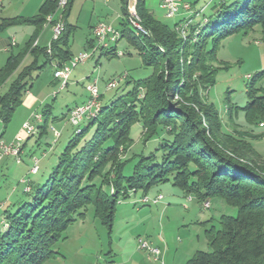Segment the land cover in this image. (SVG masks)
I'll return each mask as SVG.
<instances>
[{"label": "trees", "instance_id": "16d2710c", "mask_svg": "<svg viewBox=\"0 0 264 264\" xmlns=\"http://www.w3.org/2000/svg\"><path fill=\"white\" fill-rule=\"evenodd\" d=\"M73 1L62 13L64 29L50 43L49 53L31 41L10 52L0 66V141L31 88L32 73L70 60L73 28L66 20ZM57 2L45 1L33 18L5 20L0 30L15 24L40 29L56 11ZM135 12L146 36L123 30L119 37L136 47L145 66L152 68L151 75L109 105L101 103L100 95L98 113L83 121L87 124L82 129V123L75 128L46 180L28 181V193L22 189L25 199L13 211L2 213L0 264H45L58 256L54 246L65 240L64 232L84 217L87 207L92 206L94 219L110 232L119 199L125 200L132 191L146 194L165 183L186 196L194 195L199 203L220 198L236 209L235 217L219 218V229L205 230L209 252H195L186 264H264V160L246 141L252 136L223 131L219 113L203 95L213 86L217 72L227 68L216 63L220 39L246 36L257 26L264 36V0L219 2L205 24L188 25L184 35L178 28L186 23L167 25L155 20L144 0L135 1ZM100 51L118 57L114 47ZM26 57L31 61L21 68ZM263 74L251 79L250 102L233 108L234 114L243 112L249 125L264 122V88L253 87ZM42 119L36 127L38 136L48 129ZM135 124H141L143 143L166 138L160 163L153 164V156L140 157L126 177L124 169L134 158L122 159L121 153L125 155L133 143L130 130Z\"/></svg>", "mask_w": 264, "mask_h": 264}, {"label": "rangeland", "instance_id": "374dc122", "mask_svg": "<svg viewBox=\"0 0 264 264\" xmlns=\"http://www.w3.org/2000/svg\"><path fill=\"white\" fill-rule=\"evenodd\" d=\"M134 1L136 0H128L127 6L133 5ZM191 2L194 3L195 0H191ZM194 5L197 6L196 3ZM126 9L120 0H98L94 11H92L91 5L86 6L69 35L68 48L71 57L66 63L74 61L82 53L89 55L92 53V49L84 50L86 40L89 38L94 42V46L96 45V40L90 34L88 26L91 15L94 18V23L99 18L100 22L110 25L116 31L125 30L126 33L137 35V30L128 20ZM117 15L121 16L123 23L122 20H116ZM177 21L178 16L173 17L170 21L164 20V23L173 25ZM111 45L115 47L118 57H111L104 51L100 56L90 55L88 59L79 62L71 70L65 88L60 89V86L53 85V69L49 65L41 71L37 70L32 73L29 92L37 99L36 103L34 107L28 109L24 104L27 95H24L23 103L15 110L1 136V142L5 145L22 137L23 151L21 150L22 154L19 157L20 163H16L11 156L1 157L5 159L0 164V205L6 204V202L12 204L19 197L21 200L25 199V196L21 194L23 186L19 184V178L22 175L27 176L24 165L30 169L32 158L39 160L40 172L36 176H29V179L33 182L46 180L52 167L55 166L58 156L74 136L75 128L67 123V112L70 108L80 104L85 96L87 97L86 85L96 81L98 92L102 95L101 103L109 105L119 96H124L131 91L135 82L142 81L151 75L152 68L145 66L136 47L130 44L126 37L120 38L117 43ZM5 57L6 55L0 54V66L4 64ZM215 58L216 63H221L227 68L217 72L213 86L203 93L204 99L207 103L212 104L219 113L220 120L224 125V132L231 133L236 130L255 137L247 140L254 151L264 160V122L249 125L244 120L243 112L236 111L235 114L233 112L235 111L233 108H243L250 102L247 98V88L251 84V79L264 73V36L259 26L246 36L237 34L220 39L216 45ZM25 63L29 64L30 62L26 61ZM124 75H126V79L121 80L116 88L107 90L108 82L119 81ZM253 87L255 89L264 88V74L253 82ZM46 108H49L50 115L43 113ZM228 108L231 109V112L226 115L225 112ZM33 111L48 122V129L41 136H38L36 132V127L39 125L32 118L34 114L29 115ZM232 113V120H230ZM25 121H29L35 126L33 135L27 138L21 131V125ZM86 124V122H82L80 128L82 129ZM0 130H2L1 125ZM54 130L60 133V138L57 141L52 135ZM141 134V124L132 126L130 138L133 143L125 155L121 153L122 159L134 158L124 169L126 177L131 175L133 166L140 157L153 156V164L161 162L160 148L166 137H157L143 143ZM43 154H45L44 157ZM13 188L17 191L11 196ZM158 194L163 197V201L157 206L150 203L143 205L137 202L141 197L151 198ZM143 195L142 191H132L126 195L125 200H118L113 219L114 225L110 232L94 219L92 206L87 207L84 217L74 222L64 232L65 240L54 246V251L58 256L48 260L45 264H77L80 261L83 264H104L105 261L110 260L108 252L111 250L114 253L125 248L127 250L130 241L137 245V238L146 242L149 239L153 242L159 236L177 239V243L184 241L186 249L190 246V248H197L195 249L197 251L209 252L205 230L210 227L215 230L219 229L221 216H236V209L228 206L220 198L207 200L209 209L203 210V202H197L194 195L188 196L189 200L171 183L156 185L146 195ZM185 207H191V216L201 220L199 225L196 226L195 223L189 227L182 225V218L187 214ZM167 208L168 210L165 211ZM9 210L13 211V208L11 207ZM137 211H141V213L137 214ZM2 212L0 210V215ZM197 235L199 240L196 238Z\"/></svg>", "mask_w": 264, "mask_h": 264}, {"label": "crops", "instance_id": "0c3cea01", "mask_svg": "<svg viewBox=\"0 0 264 264\" xmlns=\"http://www.w3.org/2000/svg\"><path fill=\"white\" fill-rule=\"evenodd\" d=\"M45 1H47V0H0V25L5 20L33 18L34 16L37 15L39 8L41 7V5ZM97 2H98V0H74L71 3V5L69 6L66 23L69 26H71L72 28H74L75 27L74 24H77V22L79 21V18L81 17V13H82L83 9L86 6L91 5L92 11H94V8L96 7ZM120 2L122 4V6H124L126 8V5L121 0H120ZM219 2H220L219 0H195V2L193 3V2H191V0H181V3L188 4L191 7V9H190L189 13H185L183 11H180V13L177 14L178 21L175 24L188 23L189 26L190 25L201 26L202 24L206 23L209 16H211V14L213 13V7L215 5H217ZM125 3H126V0H125ZM195 3L197 4V6L194 5ZM144 4H145L146 9L150 12V14L153 16V18L155 20L164 23L165 19L163 16V12L160 9L159 4L156 0H144ZM130 7H133L135 9V1H134L133 5H131ZM127 9H128V7H127ZM52 14H50L48 16H51L53 19H55L56 18L55 12ZM98 19H97V22L94 23L93 16L91 15L89 17L88 26L90 29V34H92L93 27H95L98 23H104V22H100ZM116 20H119V21L122 20V23H123V19L119 15L116 16ZM106 25H108V24H106ZM51 27H52L51 25H47L46 23H44V25H42L40 29H38L34 25L15 24V25L6 27L3 30H0V54L6 55V57H5V60H6L10 52L15 53V52L20 51L31 41L33 42V46H35L39 49H46L48 47V45H50V43L52 42ZM118 31L120 33H122L123 30L122 31L118 30ZM117 42L118 41H116L115 43H117ZM96 46H97V42H96V45L94 46V42L92 41V39L89 38L86 40V46H85L84 50L86 51V50L92 49V52H93L92 55L96 54V55L100 56V54H101L100 50L102 47L97 48ZM107 46L108 47H106L104 49L112 47L111 44H108ZM68 51H69V48H68ZM70 57H71V54H70ZM5 60H4V63H5ZM26 61L30 62L31 61L30 57H26L24 59L22 65H21V68L28 65V63H25ZM56 65H57L56 62H53L50 65V67L53 69V73L55 71ZM52 76H53V74H52ZM68 80H69V77H68ZM53 85L61 87V81L53 78ZM66 86H67V83H66L65 87ZM25 95H27V97H26V100L24 101V104L27 106L28 109L34 107L37 99L34 98L30 92H28ZM86 99H87V97L85 96L81 100L80 104L75 105L73 108L82 105L86 101ZM22 103H23V101H22ZM73 108H70L68 110V112L70 110H72ZM46 110L49 111V108H46L44 111H46ZM228 112H229L228 110L225 112L226 115ZM33 114H36V113L33 111V112H30L29 115L31 116ZM21 127H22V125H21ZM226 127H228V126H226ZM59 138H60V133H59ZM58 139H56V141ZM246 141L248 142V140H246ZM22 148H23V146H21V150H22ZM21 154H22V152H21ZM42 156L44 157L45 154H43ZM4 159L5 158L0 159V164L4 161ZM24 167H25L24 168L25 174L27 176L24 177L22 175V176H20L19 179L20 180L26 179L29 182H33V181H31V179H29V176L38 175L40 172V169H39L37 174L31 175L29 173V171H30L29 167H27L26 165H24ZM16 191L17 190L15 188L11 189V196L16 194ZM144 195H146V194H144ZM154 197L155 196H152L151 198H154ZM187 198L190 200V197L187 196ZM20 201H21V197L16 198L15 202L12 204H10L9 202H6V204H3V205L1 204L0 210L4 212L6 210H9V208L11 209V207L14 210V208L18 205V203ZM162 201H160L159 203H157L155 205L157 206L158 204H161ZM137 202H138V204H140V202L138 200H137ZM184 209H185V211H187V214H185L184 217L182 218L181 223L183 226L189 227L194 223L197 226L201 223V220L198 217L191 216V213H192L191 207L190 208L185 207ZM167 210H168V208L165 209V211H167ZM137 212H138L137 214L141 213V211H137ZM191 218L192 219L195 218L197 220L194 221ZM2 219H3V216L1 214L0 215V223H1ZM196 238H197V240H199L198 235L196 236ZM137 239H140V238H137ZM147 242L150 244V246L155 247V248L160 250V255H159L157 260H154L145 251L140 250L138 248V242L136 245L134 243L132 244L130 241L129 249L126 250V248H125L124 250H122L120 252L115 251L117 254L114 253L112 250L110 252H108L110 260L105 261L104 264H186V262L195 254V252H197V250H195L197 248H194V247L190 248V246H189L186 249V247H184V241H180L177 243V239H175V240L174 239H167V238H163V237L159 236L155 241L152 242L151 240L148 239ZM77 264H83V262L80 261V262H77ZM96 264H98V263H96Z\"/></svg>", "mask_w": 264, "mask_h": 264}, {"label": "built area", "instance_id": "2783aa9c", "mask_svg": "<svg viewBox=\"0 0 264 264\" xmlns=\"http://www.w3.org/2000/svg\"><path fill=\"white\" fill-rule=\"evenodd\" d=\"M71 0H60V5H57V14H55L56 18L53 19L51 16L46 18V24L51 25L52 31V41H56L62 34L64 25L62 21V13L65 10L66 6ZM159 4L160 9L163 12V16L165 20H171V18L176 17L180 11L185 13H189L191 7L188 4L181 3V0H156ZM220 2L225 0H219ZM128 3V0H127ZM130 12V6H128ZM188 23L181 25L178 30L185 31L188 27ZM92 35L94 40L97 42V48L102 47L106 48L108 44H112V41H119V32L114 30L111 26L106 25L104 23H98L92 29ZM47 52H50V45L47 47ZM93 52L90 54L92 55ZM87 53H82L77 59L71 61L70 63H64L62 66H55V71L53 73V78L58 79L61 81V87L65 88L66 81L68 80L69 74L73 68H75L76 64L79 62H84L86 59L90 57ZM247 77V76H246ZM123 79H126V75L122 76L119 81L112 80L106 84L107 90L114 89L117 87L119 82ZM85 90L88 94L86 101L72 110H70L67 114V123L72 126L73 128L77 127V124L86 120V116L94 112L95 108H97L100 103V94L98 92L96 81L92 84L86 85ZM142 97L141 95L139 96ZM34 121L36 122V118H38V114H34L32 116ZM30 126L32 124L29 121H26L22 124L21 130L23 131L25 137L32 136L33 134L30 133ZM52 135L54 139L59 138V133L55 130L52 131ZM23 139L22 137H18L14 142L10 143L9 145H5L0 141V157H13L16 163H20V154H21V143ZM31 168L29 173L31 175H35L39 171V160L36 158L31 159ZM19 184L23 186V192L28 193L30 189L28 186V181L26 179H21ZM163 200L161 195H157L154 198L141 197L139 200L140 204H157ZM202 209L207 210L209 209V203L206 201L202 204ZM138 248L140 250L145 251L149 256H151L154 260H157L160 255V250L150 246L146 241H142L138 239Z\"/></svg>", "mask_w": 264, "mask_h": 264}, {"label": "bare ground", "instance_id": "6f19581e", "mask_svg": "<svg viewBox=\"0 0 264 264\" xmlns=\"http://www.w3.org/2000/svg\"><path fill=\"white\" fill-rule=\"evenodd\" d=\"M57 5H60V0H58ZM128 7V6H127ZM128 12V20L129 22L133 25V27H135V29L140 32V34H144L146 36V32L141 28L140 24H139V19L137 17V14L135 12V9L133 7H130V12H129V8L127 9ZM55 14H57V8L55 11ZM53 15V14H52ZM172 19V18H171ZM46 23V22H45ZM130 24V25H131ZM182 35H184V31H180ZM116 41H112V43H115ZM246 78H249L248 76ZM100 108V105L95 108L94 112H92L91 114H89L88 116H86V119L88 118H93L96 116V114L98 113ZM42 123V119L41 117L38 115V118H36V124L40 125ZM82 122H80L79 124H77V127L81 124ZM35 131V126L32 125L30 126V133H33Z\"/></svg>", "mask_w": 264, "mask_h": 264}, {"label": "water", "instance_id": "95a60500", "mask_svg": "<svg viewBox=\"0 0 264 264\" xmlns=\"http://www.w3.org/2000/svg\"><path fill=\"white\" fill-rule=\"evenodd\" d=\"M125 5H126V8H127V1H126Z\"/></svg>", "mask_w": 264, "mask_h": 264}]
</instances>
